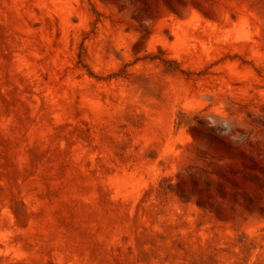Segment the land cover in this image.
Returning a JSON list of instances; mask_svg holds the SVG:
<instances>
[{
	"label": "rangeland",
	"instance_id": "obj_1",
	"mask_svg": "<svg viewBox=\"0 0 264 264\" xmlns=\"http://www.w3.org/2000/svg\"><path fill=\"white\" fill-rule=\"evenodd\" d=\"M0 264H264V0H0Z\"/></svg>",
	"mask_w": 264,
	"mask_h": 264
}]
</instances>
